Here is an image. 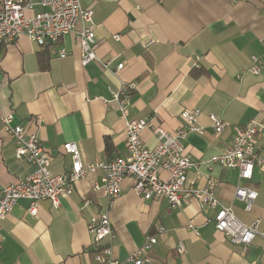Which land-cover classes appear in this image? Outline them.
I'll use <instances>...</instances> for the list:
<instances>
[{"label": "crops", "instance_id": "obj_1", "mask_svg": "<svg viewBox=\"0 0 264 264\" xmlns=\"http://www.w3.org/2000/svg\"><path fill=\"white\" fill-rule=\"evenodd\" d=\"M91 7V27L97 39V61L81 64V47L75 34L53 46L40 47L27 36L0 43V184L26 179L35 167L17 159L14 141L1 122L12 113L14 123L36 133L51 155L54 174L68 172L72 159L64 145L76 142L85 163L127 158L126 123L112 92L136 83L129 119L151 121L169 132L185 125L184 110H200L198 124L204 134L190 133L186 155L196 164L188 180L197 187L216 182L220 201L232 205L236 217L250 225L261 221L264 234V172L255 166L252 180H241L237 169L214 162L231 146L236 129L252 120L264 122V0H81ZM40 9H37L39 12ZM60 50L66 51L61 57ZM262 60L261 74L246 72L252 57ZM109 63V67H104ZM123 64L121 70L117 66ZM227 125L212 129L209 115ZM145 145H157L151 130ZM258 155L264 161V133L257 135ZM166 172H161L163 179ZM103 172L80 179L73 194L59 209L50 201L38 203L36 216L29 202L20 200L1 223V264H94L96 245L89 231L94 217L109 213L113 238L111 257L126 261L146 243H157L145 253L149 264H264V237L257 236L247 250L233 244L207 220L191 200L171 208L167 200H145L127 178L111 209L101 192L94 191ZM238 185L259 194L250 213L235 197ZM86 202L89 204L86 205ZM194 222L195 229L188 227ZM165 229L157 232L156 226ZM198 232V235L196 234ZM186 248L178 253L179 246ZM133 264V263H129ZM148 264V263H146Z\"/></svg>", "mask_w": 264, "mask_h": 264}, {"label": "built area", "instance_id": "obj_2", "mask_svg": "<svg viewBox=\"0 0 264 264\" xmlns=\"http://www.w3.org/2000/svg\"><path fill=\"white\" fill-rule=\"evenodd\" d=\"M37 9H40L37 12ZM27 12H34L27 16ZM91 7H83L81 0H0V43H13L21 36H27L40 47L56 45L63 37L75 34L81 47V64L87 66L99 60L95 54L97 39L94 30L89 26L79 29L78 24H91L94 16ZM61 57L66 51L60 50ZM1 60V58H0ZM106 68L109 63L104 64ZM262 60L252 57V64L246 71L261 74ZM123 64L117 66L121 70ZM1 88V87H0ZM137 84L132 82L122 86L121 91L112 92L113 98L119 102L121 118L126 123L127 158H118L111 162L85 163L78 143L69 142L64 145V153L72 159L68 172L54 174L51 171L52 157L43 147L36 133L29 132L24 126L14 123L12 113L1 118L4 131L14 141L17 159H24L34 165L35 170L26 179L9 185L0 184V230L1 223L10 215L20 200L29 202L28 212L38 214V203L50 201L55 209H59L63 200L69 198L76 189L80 179L103 172L100 183L94 184V191L101 192L106 200L107 209H111L121 195L122 184L127 178L134 179V190L145 200H167L171 208H181L191 200L201 204L202 213L214 211L208 224L223 233L231 243L241 245L247 250L257 236L264 237L261 232V221L256 219L247 225L240 221L232 205H226L218 198L214 180L208 187H197L188 180V172L196 164L186 155L184 141L190 133L204 134V128L198 124L200 110H184L181 114L185 125L175 132H169L151 121L130 120L129 105ZM212 129L221 133L226 123L216 115H209ZM151 130L157 137V145L147 147L143 138L144 131ZM264 133V122L252 120L245 128L236 129L231 146L214 158V162L226 169H237L241 180H252L255 166L264 172V161L259 157L257 135ZM167 173V178L161 177ZM258 192L252 188L238 185L235 197L250 213L258 199ZM89 204L86 202V205ZM188 227L195 229L191 220ZM89 231L95 236L91 257L94 264H146L150 259L145 253L156 243L157 237H147L146 243L137 249L126 261H118L111 257V246L100 247L106 239L113 238L111 219L108 211L94 217L89 224ZM161 235L165 229L156 226ZM198 235V232L196 231ZM186 248L181 244L179 254ZM1 264V263H0ZM63 264V263H59Z\"/></svg>", "mask_w": 264, "mask_h": 264}, {"label": "rangeland", "instance_id": "obj_3", "mask_svg": "<svg viewBox=\"0 0 264 264\" xmlns=\"http://www.w3.org/2000/svg\"><path fill=\"white\" fill-rule=\"evenodd\" d=\"M33 14H34V12H27V16H31Z\"/></svg>", "mask_w": 264, "mask_h": 264}, {"label": "trees", "instance_id": "obj_4", "mask_svg": "<svg viewBox=\"0 0 264 264\" xmlns=\"http://www.w3.org/2000/svg\"><path fill=\"white\" fill-rule=\"evenodd\" d=\"M48 46H53V45H48Z\"/></svg>", "mask_w": 264, "mask_h": 264}]
</instances>
